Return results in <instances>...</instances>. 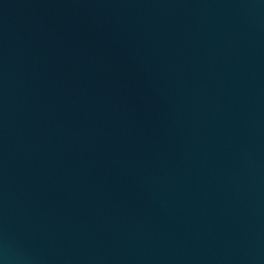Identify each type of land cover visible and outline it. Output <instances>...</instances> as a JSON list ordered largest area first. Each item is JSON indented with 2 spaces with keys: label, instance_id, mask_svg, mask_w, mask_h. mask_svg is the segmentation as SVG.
<instances>
[{
  "label": "water",
  "instance_id": "obj_1",
  "mask_svg": "<svg viewBox=\"0 0 264 264\" xmlns=\"http://www.w3.org/2000/svg\"><path fill=\"white\" fill-rule=\"evenodd\" d=\"M0 264H264V0H0Z\"/></svg>",
  "mask_w": 264,
  "mask_h": 264
}]
</instances>
